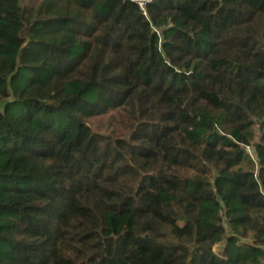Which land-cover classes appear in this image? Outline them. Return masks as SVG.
<instances>
[{"label":"trees","instance_id":"16d2710c","mask_svg":"<svg viewBox=\"0 0 264 264\" xmlns=\"http://www.w3.org/2000/svg\"><path fill=\"white\" fill-rule=\"evenodd\" d=\"M0 264H264V0H0Z\"/></svg>","mask_w":264,"mask_h":264},{"label":"built area","instance_id":"2783aa9c","mask_svg":"<svg viewBox=\"0 0 264 264\" xmlns=\"http://www.w3.org/2000/svg\"><path fill=\"white\" fill-rule=\"evenodd\" d=\"M132 1H135L142 10H145L146 4L151 3L154 0H132ZM247 150L250 151L249 148H247Z\"/></svg>","mask_w":264,"mask_h":264},{"label":"water","instance_id":"95a60500","mask_svg":"<svg viewBox=\"0 0 264 264\" xmlns=\"http://www.w3.org/2000/svg\"><path fill=\"white\" fill-rule=\"evenodd\" d=\"M253 158L257 159V154H254V151H253Z\"/></svg>","mask_w":264,"mask_h":264},{"label":"rangeland","instance_id":"374dc122","mask_svg":"<svg viewBox=\"0 0 264 264\" xmlns=\"http://www.w3.org/2000/svg\"><path fill=\"white\" fill-rule=\"evenodd\" d=\"M33 1V0H32ZM37 0H34V3L36 2Z\"/></svg>","mask_w":264,"mask_h":264}]
</instances>
